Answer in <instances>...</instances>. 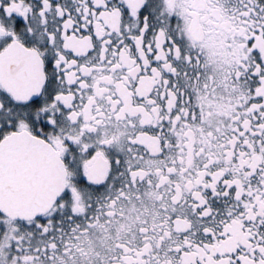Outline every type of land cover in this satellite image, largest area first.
Returning <instances> with one entry per match:
<instances>
[{"label": "snow or ice", "instance_id": "snow-or-ice-1", "mask_svg": "<svg viewBox=\"0 0 264 264\" xmlns=\"http://www.w3.org/2000/svg\"><path fill=\"white\" fill-rule=\"evenodd\" d=\"M0 264H264V0H0Z\"/></svg>", "mask_w": 264, "mask_h": 264}]
</instances>
